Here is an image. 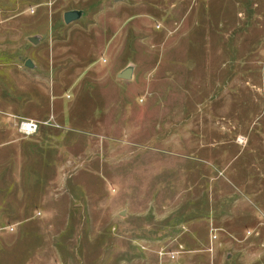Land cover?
<instances>
[{
  "label": "rangeland",
  "instance_id": "rangeland-1",
  "mask_svg": "<svg viewBox=\"0 0 264 264\" xmlns=\"http://www.w3.org/2000/svg\"><path fill=\"white\" fill-rule=\"evenodd\" d=\"M103 1L0 0V264H264V0H183L123 60Z\"/></svg>",
  "mask_w": 264,
  "mask_h": 264
},
{
  "label": "crops",
  "instance_id": "crops-1",
  "mask_svg": "<svg viewBox=\"0 0 264 264\" xmlns=\"http://www.w3.org/2000/svg\"><path fill=\"white\" fill-rule=\"evenodd\" d=\"M182 1L183 0H104L99 10L103 28H104V31L102 32L104 44L100 46V49H105L104 50L105 55L108 56V58H112L111 57L113 55L112 53L119 51V49H121V46H122L123 49L120 50L121 57L119 58V60L132 57L131 55H129L132 52L131 48L129 49V52L127 55V50L129 48L128 40L125 42L120 40L121 37L126 36L122 32H124V30H126L127 32L131 31V34H132L136 30H140V29H144V31H152V30H155L154 26L157 24L161 25L165 29H170L171 26L173 25L177 26L181 24V22L184 19L182 17L183 12L184 11L186 12V10H188L187 6L185 7V10H183L184 6L182 4ZM125 7L128 11L131 12V14H127V15H131V16H126V11H124ZM71 11H77V10H71ZM37 12L38 11L32 10V14L34 15ZM179 14L181 15L180 20L173 21L172 20L173 16L179 15ZM82 16H83V13L78 20L72 23H69V24H67L64 20V23L66 25L73 24L79 21L82 18ZM63 19H64V16H63ZM138 38L140 37L138 36ZM167 38H168L167 40H170L169 36H167ZM30 41L33 44L38 43L33 38H31ZM52 44H53L52 59L53 61L55 60L57 61L56 55H58L60 51H57V48L55 47V45L57 44L55 43V40L52 42ZM170 44H172V40H170ZM126 56L127 58H125ZM156 59L158 58L155 57V60ZM33 67H34V64H33ZM33 67H28V68H33ZM122 71L123 70H119L116 73V78L118 80H123L119 78V75L121 74ZM132 78H135L134 72H133ZM131 80L132 79L124 80V81L131 82ZM184 214H185V209L179 208L175 216L179 217L180 219L178 222H174L175 226L178 227L179 225L186 224V222L183 221ZM209 216H205L204 218H202L201 222L207 224L209 219H211L210 221L214 222V219L207 218ZM211 224H214V223H211Z\"/></svg>",
  "mask_w": 264,
  "mask_h": 264
},
{
  "label": "water",
  "instance_id": "water-1",
  "mask_svg": "<svg viewBox=\"0 0 264 264\" xmlns=\"http://www.w3.org/2000/svg\"><path fill=\"white\" fill-rule=\"evenodd\" d=\"M81 15H82V13L80 11H69V12L65 13L64 20L67 24H69V23H72V22L78 20L81 17ZM26 66L27 67H33V64L29 60L26 62ZM133 72H134L133 68L128 67L121 72V74L119 75V78L123 79V80H130V79H132ZM122 214H124V212Z\"/></svg>",
  "mask_w": 264,
  "mask_h": 264
},
{
  "label": "built area",
  "instance_id": "built-area-1",
  "mask_svg": "<svg viewBox=\"0 0 264 264\" xmlns=\"http://www.w3.org/2000/svg\"><path fill=\"white\" fill-rule=\"evenodd\" d=\"M48 124L49 121L46 123H42L36 120H23L19 124V130L22 134L30 136L36 134L42 125H48Z\"/></svg>",
  "mask_w": 264,
  "mask_h": 264
}]
</instances>
